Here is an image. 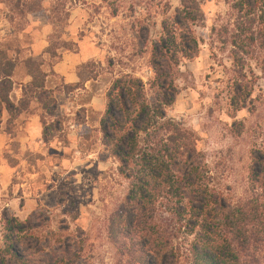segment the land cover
I'll return each instance as SVG.
<instances>
[{
  "label": "rangeland",
  "instance_id": "1",
  "mask_svg": "<svg viewBox=\"0 0 264 264\" xmlns=\"http://www.w3.org/2000/svg\"><path fill=\"white\" fill-rule=\"evenodd\" d=\"M179 8L180 0H0V54L13 65L0 104V247L3 218H15L28 228L20 250L41 262L60 253V238L70 253L80 245L79 264L119 263L109 222L129 182L100 122L119 78L140 79L152 98L153 50ZM200 10L196 54L176 67L166 118L193 134L203 173L236 203L248 195L251 154L264 146V48L231 46L228 0ZM30 64L42 75L38 91ZM239 88L246 106L235 111Z\"/></svg>",
  "mask_w": 264,
  "mask_h": 264
},
{
  "label": "trees",
  "instance_id": "2",
  "mask_svg": "<svg viewBox=\"0 0 264 264\" xmlns=\"http://www.w3.org/2000/svg\"><path fill=\"white\" fill-rule=\"evenodd\" d=\"M204 1L180 0L176 19L164 24L152 55V98L131 76L117 79L106 97L102 142L129 182L125 202L109 222L118 264H264V146L251 154L247 197L232 203L203 173L193 134L166 118L177 95L176 67L196 54L191 27L202 19ZM228 1L231 46L238 52L255 44L264 48V0ZM31 65L30 86L38 91L42 75ZM259 67L264 76V58ZM12 68L0 54V104L8 103ZM240 93L239 88L231 101L235 111L246 106ZM27 231L25 223L3 218L0 264H79L80 245L70 253L60 238V253L51 260L26 255L19 244Z\"/></svg>",
  "mask_w": 264,
  "mask_h": 264
}]
</instances>
